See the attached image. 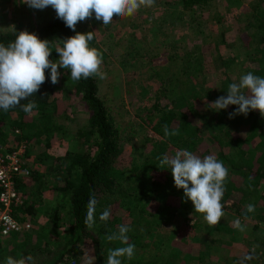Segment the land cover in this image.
<instances>
[{
  "label": "trees",
  "instance_id": "1",
  "mask_svg": "<svg viewBox=\"0 0 264 264\" xmlns=\"http://www.w3.org/2000/svg\"><path fill=\"white\" fill-rule=\"evenodd\" d=\"M208 1L179 0L184 8H193ZM249 26L253 27V24ZM254 27L257 31L252 33L255 38L248 40L250 49L246 53V61L252 67L250 71L264 77V21L260 20ZM20 31L25 30L0 32V43L7 45L14 41ZM28 32L35 33L42 40H49L51 48L62 46L61 40L76 34L56 17L55 12L49 20ZM76 32L87 33L89 30L81 31V27L77 25ZM93 41L94 38L89 42V46ZM49 59H54L52 53ZM222 65H225V62ZM187 67L192 66L188 63ZM64 74L70 77V73L65 69ZM45 76V83L29 98L37 104V108L31 113H25L20 107L8 111L0 110V114L4 118L7 115L9 120L0 125V146L13 147L21 139H25L28 142L26 157L33 154L36 158L33 159L34 162H46L47 165L43 173L30 168L29 179L36 184V188L32 191L29 202L24 201L23 205L15 209L14 216L22 221L27 218L26 214L32 215L31 206L35 201V193L40 191L42 186L46 188L44 184L50 177L49 184L52 187L47 189H52L57 196L60 195L51 206L50 218L56 220L61 208H64L68 222L63 233L57 231V226L47 235H43V232L26 231L6 239H11L9 242L1 241L0 264H4L7 256L20 259L28 255L34 258L35 264H106V246H111L110 249L126 246L120 241L109 242L106 239L107 235L118 231L120 225H128L131 228L128 233L129 243L135 245L134 257L131 260L122 258V264H171L170 259L165 256L164 259L158 250L157 253L150 251L147 257L143 250L150 249L152 244V241L148 240L151 237L149 228L157 227L164 218L165 221L174 219L177 214H182L181 221L177 223L182 225V228L175 229L178 240L174 239L170 247H177L178 254L185 255L186 259L178 260L175 264H213L207 253L208 246L199 239L200 221L196 215L199 213L194 212L191 201L183 202V189L178 190L174 186L171 171L157 167L158 157H172L181 149L195 152L201 158L214 155L228 168L229 175L221 200L223 212L234 213L239 220L248 219L253 229H258L260 224L264 223L263 209L255 207L252 213L246 211L251 196L255 198L253 205L258 206L259 202H264V117H261L258 110L249 112L247 116L240 114L231 119L229 113L234 112L237 106L230 105L227 109L220 110L217 118L213 119L211 140H207L194 123L198 118L190 101L195 93L185 100L176 98L175 106L162 102L161 97L155 94L145 118L140 117V124L146 128L145 145L151 152L155 150L160 155L146 153L141 155L144 156V161L137 163L133 159L130 166L126 167L124 153L133 136L122 129L109 114L98 95L95 78L81 79L78 82L70 78L65 90L70 91L69 89L73 88L89 110L85 130L76 137L77 141L82 139L81 150L65 149L63 153L55 151L56 154L50 157L44 154L45 151H34L37 143L41 144L38 138L44 140L42 144L47 151L50 147L47 133L60 126L53 122V117L57 114L53 105L60 88L51 83L50 73L46 70ZM27 103V100L21 101V104ZM165 125L170 131L176 130L178 134L165 136ZM29 127L32 128V131H28L31 134L27 133ZM16 129L20 130L19 135L15 133ZM171 148L175 150L170 155L165 149ZM31 163L27 162V166ZM20 180L17 184L23 186ZM41 192L43 193L44 189L38 192L36 199L41 197ZM159 195L172 197L177 203L163 201L159 199ZM92 196L98 201L96 224L92 229H88L84 219L86 205ZM105 208L111 210L107 223L99 220V215ZM187 236L190 237L187 239ZM56 237L61 239V242L51 245L52 238ZM20 239L22 242L17 244L16 240Z\"/></svg>",
  "mask_w": 264,
  "mask_h": 264
},
{
  "label": "rangeland",
  "instance_id": "2",
  "mask_svg": "<svg viewBox=\"0 0 264 264\" xmlns=\"http://www.w3.org/2000/svg\"><path fill=\"white\" fill-rule=\"evenodd\" d=\"M54 12L51 6L39 10L29 8L22 0H0V32L15 29L32 31L49 20ZM260 20L264 21V0H209L193 8H184L179 0H155L154 6L141 7L130 17L114 16L107 28L102 26V21L95 20L94 15L78 22L81 31L94 32V41L89 47L96 48L102 54L100 70L105 73V78H95L98 95L113 119L133 136L124 153L126 167L133 159L137 163L144 161L141 155L146 153L160 155L155 150L151 152L145 145L146 128L140 124V117L145 118L155 94L161 97L162 102L175 106L177 99L185 100L195 93L190 101L198 118L194 123L201 135L211 140L213 119L217 118L220 110L215 111L210 104L218 97L227 95L230 83L238 82L240 76L252 72V67L246 61V53L250 49L248 40L255 38L252 33L257 31L254 26ZM55 47L51 52L53 62L59 59ZM223 62L225 65H222ZM188 63L191 68L187 67ZM58 70L61 76L56 86L60 91L53 105L57 113L53 122L60 126L46 135L50 147L44 154L50 157L58 152L63 153L65 149L81 150L82 139L77 141L76 137L85 130L89 117L86 103L74 89L65 90L70 77L64 74V69ZM46 71L50 73V69ZM252 73L256 75L254 71ZM7 121V115L4 118L0 114V125ZM28 131H32V128H27V133L31 134ZM38 139L41 144L37 143L34 151H44V140ZM165 150L171 155L175 149ZM45 163L33 160L32 165L41 170L47 167ZM49 187H52L51 184ZM158 197L177 203L172 197ZM254 199L251 196L249 204ZM46 207L49 210V206ZM255 207L263 209L264 213L263 201ZM39 213L41 215L35 220H30L31 229L27 233L43 232V235H47L57 226L59 233L64 232L68 222L64 208H61L56 220L50 218V210L49 213ZM196 215L200 221L199 239L208 246L207 253L213 264H239L241 258L249 254L253 259L246 264H264L263 222L258 229H253L248 219H241L244 231H240L234 226V221L238 219L234 213L224 212L220 223L211 227L203 220V214ZM181 216L177 214L168 221L164 218L160 225L149 228L151 237L148 240L152 244L150 249L143 250L146 257L150 251L157 253L158 250L164 259H170L171 264L186 259L185 255L178 254L177 247H170L174 239L178 240L175 229L182 228L177 224ZM19 242L22 239L16 240L17 244ZM57 242H61V239L52 238L51 245ZM110 247L106 246V250Z\"/></svg>",
  "mask_w": 264,
  "mask_h": 264
},
{
  "label": "clouds",
  "instance_id": "3",
  "mask_svg": "<svg viewBox=\"0 0 264 264\" xmlns=\"http://www.w3.org/2000/svg\"><path fill=\"white\" fill-rule=\"evenodd\" d=\"M31 9L43 10L49 6L55 10L56 17L64 22L76 34L62 41V46H56L59 59L53 62L49 59L52 48L50 41L40 39L35 33L20 31L14 41L7 45L0 43V110L8 111L20 107L25 113H31L37 108L33 100H29L45 83V70L50 69V80L53 85L59 82L61 72L65 69L73 81L90 78L104 79L101 72L102 54L96 48H90L89 42L94 38V32H76L78 22L95 17L107 28L113 22V17L132 16L141 7H152L155 0H22ZM27 100V104L21 101ZM230 105L237 106L229 113V118L258 110L264 117V77L248 72L240 76L238 82L228 85L227 95L218 97L210 104L215 111L227 109ZM165 136H175L176 130L164 126ZM158 168L171 171L174 186L183 189V202L191 201L194 212L203 214V220L208 226L220 223L224 216L221 200L225 192L229 170L222 161L214 155L201 158L187 149H181L174 156L158 157ZM95 196L89 198L84 219L85 226L92 229L96 224ZM248 213L255 211V205L248 204ZM193 212V213H194ZM111 210L105 208L99 215V220L107 223ZM234 226L244 231L239 219ZM128 225L118 226V231L107 235L109 242L120 241L126 245L108 250L106 264H122V258L131 260L135 254V245L129 243ZM253 259L251 254L245 255L239 264H246ZM4 264H35L31 255L16 259L5 258Z\"/></svg>",
  "mask_w": 264,
  "mask_h": 264
},
{
  "label": "built area",
  "instance_id": "4",
  "mask_svg": "<svg viewBox=\"0 0 264 264\" xmlns=\"http://www.w3.org/2000/svg\"><path fill=\"white\" fill-rule=\"evenodd\" d=\"M15 133L19 135L20 130ZM27 148L25 139L13 147L0 146V242L31 229L29 219L20 221L14 216L15 209L24 203L17 182L30 175Z\"/></svg>",
  "mask_w": 264,
  "mask_h": 264
},
{
  "label": "crops",
  "instance_id": "5",
  "mask_svg": "<svg viewBox=\"0 0 264 264\" xmlns=\"http://www.w3.org/2000/svg\"><path fill=\"white\" fill-rule=\"evenodd\" d=\"M30 150H31V148H30ZM44 151H46V150H44ZM28 155H29V152H28ZM26 158H27V162L31 163V162H33V159L35 158V156L32 154V155H30V156H28ZM28 166H29V168L34 169L38 173H43L46 170V167H43L41 170L36 169L35 167H33L32 163L28 164ZM30 172H31V170H30ZM30 177H31V173H30V175L28 177L23 178V179L20 180V182L22 184H24V185L23 186H18L19 188H21L20 192L23 195L25 203L29 202V199L31 197L32 191L36 188V184L32 182V179H29ZM50 181H51V178L50 177L47 178V183L44 184L46 186V188L42 186V188L40 189V191H42L44 189V192L43 193L41 192V197L39 199H36V196L38 195V192L40 193V191H37L35 193V201H33L32 206H31L32 215L30 213L26 214L27 219L35 220L37 218V216L41 215V213H39V212H42V214L45 213V212L49 213V210L51 209V206L53 205V203L56 201L55 199L57 198V195L54 193V191L52 189H47L48 186H49V182ZM21 183H20V185H21ZM27 205L28 204H26V206ZM42 205L45 206V207H39V206H42ZM46 206H49V210H48V208Z\"/></svg>",
  "mask_w": 264,
  "mask_h": 264
}]
</instances>
